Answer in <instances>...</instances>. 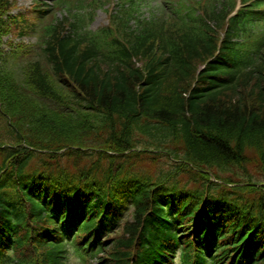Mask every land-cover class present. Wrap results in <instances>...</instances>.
I'll return each instance as SVG.
<instances>
[{"label": "trees", "instance_id": "1", "mask_svg": "<svg viewBox=\"0 0 264 264\" xmlns=\"http://www.w3.org/2000/svg\"><path fill=\"white\" fill-rule=\"evenodd\" d=\"M100 1L0 0V264H264V8Z\"/></svg>", "mask_w": 264, "mask_h": 264}, {"label": "rangeland", "instance_id": "2", "mask_svg": "<svg viewBox=\"0 0 264 264\" xmlns=\"http://www.w3.org/2000/svg\"><path fill=\"white\" fill-rule=\"evenodd\" d=\"M34 1L35 0H17V5L16 8L14 10V13H24L25 11L29 10L30 7H32L34 5ZM53 1L55 0H45L46 3H48L49 5L53 4ZM166 4L167 1L166 0H142L141 4H140V12L143 13V16L146 18H149L152 16V13H159V10L161 9V7L166 8ZM117 9V0H114L112 3H110L109 5H104L101 8H99L96 13H95V18L94 21L89 23L90 25L88 26L89 29L95 31L98 28H101L102 26H105L108 24L109 22V14L112 11H115ZM87 8L84 7V10L80 11L83 12L84 14H86ZM67 13V6L63 7V9H58V12L56 14V16L58 18H64L66 16ZM70 16V13L67 14V17ZM35 20L31 19V22H34ZM40 27V22L36 21V28L34 31H31L24 39L23 41L30 45L31 47H35L36 43L38 41L37 38V31L38 28ZM10 36L5 37L4 38V44L1 46V49L4 51H8L10 50V46L9 44H7V40L9 39ZM17 42L19 41L18 39L16 40ZM10 66L13 67L17 72H19V64L21 63H16L10 61ZM169 165V161L167 160V158L165 157H161V158H156L154 161L152 160V163L150 162V160H146L143 163V169L146 173H151L150 168L154 169L155 171H157V167H162V166H166L168 167ZM166 167H162V168H166ZM236 174L240 173V171H236ZM248 173L250 175V177H252V182H261L260 180L262 179L261 175L256 171V169L254 168L253 165H249L248 167ZM243 174V173H242ZM247 177V176H245Z\"/></svg>", "mask_w": 264, "mask_h": 264}]
</instances>
